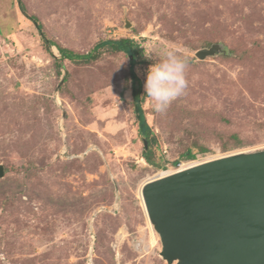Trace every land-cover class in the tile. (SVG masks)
<instances>
[{
    "label": "rangeland",
    "instance_id": "obj_1",
    "mask_svg": "<svg viewBox=\"0 0 264 264\" xmlns=\"http://www.w3.org/2000/svg\"><path fill=\"white\" fill-rule=\"evenodd\" d=\"M22 2L75 53L105 39L138 44L160 167L142 157L128 57L104 47L59 65L16 1L0 0V264H169L140 188L167 169L264 149V0ZM214 43L224 51L195 56ZM161 49L188 60V87L163 114L144 92L154 62L144 54Z\"/></svg>",
    "mask_w": 264,
    "mask_h": 264
},
{
    "label": "water",
    "instance_id": "obj_2",
    "mask_svg": "<svg viewBox=\"0 0 264 264\" xmlns=\"http://www.w3.org/2000/svg\"><path fill=\"white\" fill-rule=\"evenodd\" d=\"M223 51L214 43L195 56ZM4 173L0 163V178ZM140 192L169 264H264V149L155 176Z\"/></svg>",
    "mask_w": 264,
    "mask_h": 264
},
{
    "label": "trees",
    "instance_id": "obj_3",
    "mask_svg": "<svg viewBox=\"0 0 264 264\" xmlns=\"http://www.w3.org/2000/svg\"><path fill=\"white\" fill-rule=\"evenodd\" d=\"M17 7L20 12L34 24L40 38L43 42V45L47 52L51 53V47L54 46L58 50L59 53V65H61V60L68 59L71 61H89L96 57L98 51L104 47H109L113 51L123 52L128 57L129 62V76H130V95L134 104V109L136 111L137 123H138V134L141 136L143 141H146L147 146H143L142 157L146 160L150 165H154L156 167H160L159 163L153 159L151 143L154 140L153 131L150 125L147 122L146 115L142 106L143 97L141 96V80L136 75L134 71V66L137 63V56L141 52V48H139L138 44L130 37H121L118 39H105L97 42L87 53H75L65 47L60 46L55 43L51 39H49L43 31V26L39 19L30 14L25 8L22 0H15ZM55 60H57L55 58ZM201 153L205 152L207 149L203 146H200L198 149ZM181 157L184 160L192 161L196 158L195 154L192 153L190 149H187ZM178 163L177 161L175 164Z\"/></svg>",
    "mask_w": 264,
    "mask_h": 264
},
{
    "label": "clouds",
    "instance_id": "obj_4",
    "mask_svg": "<svg viewBox=\"0 0 264 264\" xmlns=\"http://www.w3.org/2000/svg\"><path fill=\"white\" fill-rule=\"evenodd\" d=\"M144 56L154 61L147 70L144 92L151 100L154 110L163 114L174 100L185 93L188 87L186 78L188 60L178 55L173 49H161L155 55L148 52ZM127 83L130 85L131 81Z\"/></svg>",
    "mask_w": 264,
    "mask_h": 264
},
{
    "label": "bare ground",
    "instance_id": "obj_5",
    "mask_svg": "<svg viewBox=\"0 0 264 264\" xmlns=\"http://www.w3.org/2000/svg\"><path fill=\"white\" fill-rule=\"evenodd\" d=\"M195 163V162H194ZM191 164H193V163H189V164H187L186 166H188V165H191ZM185 166H181V167H177V168H173V169H167V170H164V171H162V172H160V173H158L157 175H155V176H158V175H164V174H166V173H169V172H172V171H174V170H176V169H179V168H184ZM154 176V177H155ZM140 197H141V199H142V195L140 194ZM142 201H143V199H142ZM144 204V203H143Z\"/></svg>",
    "mask_w": 264,
    "mask_h": 264
}]
</instances>
